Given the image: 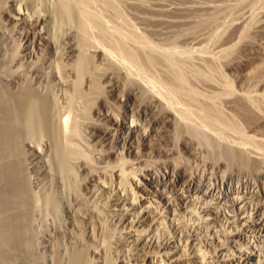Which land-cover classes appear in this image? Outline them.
Here are the masks:
<instances>
[{"label":"bare ground","instance_id":"1","mask_svg":"<svg viewBox=\"0 0 264 264\" xmlns=\"http://www.w3.org/2000/svg\"><path fill=\"white\" fill-rule=\"evenodd\" d=\"M88 11L71 0H0V264H37L42 252L50 264H186L184 235L194 264H261L264 134L253 148L244 145L249 139L230 144L231 139L190 131L197 123L191 127L186 108L197 102L204 114L217 111V98L224 97L231 109L255 112L264 93L235 96L228 84L210 93L217 104L198 102V87L187 83L183 65L190 61L175 50L156 54L116 41L106 46L98 16L91 15L97 41L89 37ZM240 25L239 34L245 31ZM187 32L176 30L169 38L174 42ZM139 58V72L123 71L122 64H138ZM200 69L194 76L206 81ZM50 86L61 92L51 96ZM177 95L188 100L184 109ZM257 113L264 119V109ZM223 114L214 116L225 121ZM159 127L167 133L156 136ZM184 128L189 138L181 145L190 158H203L200 174L177 161ZM188 131L205 154L191 146ZM220 160L227 161L225 169ZM47 180L55 186L42 199L32 187ZM109 192L113 198L100 204ZM89 199L97 207H79ZM220 217L224 232L214 225ZM186 218L200 224V237ZM197 242L216 259L207 262Z\"/></svg>","mask_w":264,"mask_h":264},{"label":"rangeland","instance_id":"2","mask_svg":"<svg viewBox=\"0 0 264 264\" xmlns=\"http://www.w3.org/2000/svg\"><path fill=\"white\" fill-rule=\"evenodd\" d=\"M71 2L74 3V5L77 8L79 9L86 8L87 11L89 10L91 12L89 13L88 11L91 18L88 17L86 19V22H87V25L89 26L88 27L89 37L95 40L97 37L98 27L96 26V24H94L93 22L94 19H92L93 16L91 15H94V17L98 16L97 18H100V19L96 18V20H100L104 25V30L107 34V37L105 41L101 39L102 40L101 43L106 46H110V45L114 46L112 43L116 41L115 43H121L124 46L127 45L131 47V49H135L136 46L142 47L140 49H143L144 52H148V50L152 51L153 49L154 51L152 52L156 54L157 52L158 54L159 53L162 54V52H165V50L167 51L175 50V52H177L175 54L180 59L184 60L185 62L190 61V63L189 62L187 63V66L185 65L186 63L184 62H183V65H184V68L187 67L185 68V70L187 69L186 71L188 73L187 74L185 72V75H187L186 76L187 83H191L190 87H193L195 89L196 87H198L196 91L197 93H199L198 102L202 100L204 101H211V100L215 101L216 100L214 104H217L218 100L221 101L219 103L220 106L217 104V108H219L217 111L213 110V111H210L204 114V112L202 113V110L199 109L197 102L195 103L189 102L191 105L190 104L188 105V100L187 101L183 100L185 99L184 96H181V95L175 96L174 98H177V99L180 97L178 100L177 99L175 100L177 102H180L178 103V105L179 106L182 105L183 109L186 106L185 104H187L188 106H191L189 108H186L188 111H186L185 109V111L188 112V114L186 115L185 113V115L190 118L189 119L187 117L186 119H188V122L193 121L192 122L193 124L189 122L191 127L192 126L195 127L196 123H197V126L195 128L190 127L191 128L190 131H194L197 128L196 129L197 131L199 130V131L206 132L209 134V136L210 134L212 136L215 134L213 137L211 136L212 138L218 137L217 139H219L220 137H222L219 140H223L224 142H227L228 140L231 139L229 141L230 144L236 143V141H237V144H239L240 142L245 143L244 141H247L249 139L250 140L248 141L249 143L247 142L244 145L249 146L250 144V146H252L253 148L255 147L253 146V144L255 145L259 142L257 141L256 143L257 137L259 136L258 140L260 137L261 138L263 137L260 135V133L262 132V134H264L263 133L264 132V121H263L264 119H261L260 117L262 115L257 113L264 109L263 107L264 104H262L261 101L259 102L256 101L258 105L256 106L255 112L249 109H246V108L244 110L240 109L241 110L240 111L238 109L235 110V109L229 108L227 106V103H225L226 101L224 100L226 98L224 97L220 99L217 98L218 99L217 100V99H214V96L211 97L213 94L211 95L210 93H214L213 90L214 91L223 90L221 88H226L228 84L233 85L231 86H232V89L234 90L233 94H235V96L237 95V93H241L244 91L247 94H250V93L253 94L256 92L264 93V0H71ZM193 7H194V10H193ZM195 7H197L198 10ZM206 18L209 19L208 21L209 25L206 23L208 26L207 28H205L206 24L204 25L202 24L200 25V27H197V28L194 27V25L197 22L202 21ZM91 19L93 21H91ZM237 24L238 25L241 24L244 26L245 31L243 33L239 34L240 32L238 33L236 31L235 27L238 26ZM181 29H184V31L186 32L188 31V32L184 34L183 37H181L179 40H175V41L173 40L174 42H172V40L170 39L172 38L171 34L174 33L176 30H181ZM145 48H148V49L145 51ZM224 49H226L225 50L226 52L224 51ZM115 53L118 57H120L119 54L123 55V52L121 50H116ZM49 57H51L50 54H49ZM138 60L140 62L138 64L132 63L129 61H128L129 65L127 63L122 64L123 71L128 72L131 70L129 73H133V74L139 72V68H138L139 64H142L143 62L141 61L142 60L141 58H139ZM189 64H191L192 67L189 66ZM126 66H127V70H125ZM188 66L192 70H189L190 68ZM151 68H152L151 69L152 71L154 72L157 71L155 70L154 67H151ZM200 68L204 72L206 81L210 78L209 81L206 82L204 79H200L194 76L195 75L194 70L200 69ZM147 72L145 71L144 75L148 76ZM155 75L156 77H161L162 79L161 81H164L163 79L164 77L161 76V72L160 73L158 72V74L156 72ZM195 80L197 81L195 82ZM214 80L215 82L213 83ZM40 87L42 88L41 85ZM217 87L218 89H214ZM49 88H50V91H49L50 93L51 91L54 92V93L53 92L51 93L52 95L49 93L53 97H56V95L61 90L53 86H52L53 90L51 86ZM42 90H45V89L42 88ZM198 91L202 93L200 94V92ZM203 93L205 94V96L207 94H210V96L207 95L206 96L207 99H206L205 96H202ZM47 94H48V91H47ZM183 105L185 106L183 107ZM259 105L260 106L262 105V106L259 107ZM219 113L227 114V115L223 114L225 116L224 117L225 121H219L218 119L216 120L215 116ZM209 114H210L211 119L210 117L206 118V116H209ZM260 119L262 122L260 121ZM185 121L187 122V120ZM236 124H238L239 126ZM160 128L161 127L156 128L154 130L156 131L157 129H159L158 131H156L157 134L156 132H154L156 136L161 135V134L163 135L164 131L165 133H167L166 130L162 128L160 129ZM207 128L210 130V132H208L209 130ZM196 130L194 132H196ZM182 132L184 134H180L181 137L179 138L181 140L179 142L180 144L178 145L180 149V153H182V155L179 153L180 160L177 159V161H179V163H181L182 166H186V170L189 173H194V175H196L197 173L200 174V170L201 171L203 170V160H202L203 158L200 159V156L196 158L194 156L193 157L191 156L190 158L189 153L186 152L185 147L182 146L185 144L183 140L184 139L186 140V138L189 135L187 131L185 130V128L182 130ZM191 133L189 132L190 135ZM244 133L246 134V137ZM220 135H223L224 137ZM239 135L241 137H239ZM191 136L193 137V139L191 140L193 144L191 143V146L196 148V151H199L198 155H201L203 153L205 154L206 147L205 148L201 147L202 145L199 143V140L197 141V136H194V135H191ZM250 136H254L256 138L255 139H253V137L249 138ZM223 138L224 139L226 138L228 140L226 141V139L224 140ZM233 139L236 141L233 142L234 141ZM181 141L183 144L181 143ZM201 151L203 152L201 153ZM177 156L178 155H175V157ZM182 158L185 160H183ZM188 158L191 159L190 162ZM194 158L195 159L199 158L198 159L199 161L195 160ZM208 160H211V159H208ZM220 162H221V166L223 165L225 169L226 165L224 164H226L227 161L222 162V160H220ZM200 166L202 169L200 168ZM150 167L155 169L151 165ZM232 167L237 168V166H234V165ZM137 177H139V175H137ZM130 181L132 180L130 179ZM45 182L46 183H44L43 181H39L38 185H35L36 187L35 186L32 187L34 189L33 191L35 193L38 192L39 194L38 193L37 194L40 195L39 197L41 198L49 195V193L52 192L53 186H55L53 185L54 182L52 181H51L52 184H50L51 183L50 180H47ZM135 190H138V188H135ZM113 195H114L113 192L105 193L101 196L102 201L99 199L97 201L100 204H108V201L111 198H113ZM78 205L79 207H82V209H87V205H89L90 208L97 207L95 205V202H93L92 199H89L88 201L86 200L84 203H80ZM219 219L220 220L217 221V223L214 225L216 226L219 232H224L225 231L224 230V220L222 217H220ZM108 220H109V217H106L105 222H107ZM186 222L189 226L192 224L195 225L196 227L195 231L198 232V236L200 237L201 236L199 234L200 224L195 219L189 222L186 218ZM108 226L112 227L110 224ZM168 229L170 228L168 227ZM184 236L186 238L183 240L184 245L186 247V251L183 257L186 258L185 260L186 264H194L193 261L195 260V254H193V250L190 247V243H186L188 236L186 235ZM258 238L259 237H255L253 239L256 240L257 243H260ZM196 247L206 250L207 252L206 261L207 262L211 259H216V257L214 256V253L210 249L203 247L200 242H197ZM39 255L40 256L38 258L40 260L39 259L37 260V264H50L49 262H47L48 261L47 255L45 253L42 252ZM113 255H114V251H113ZM260 258H261V264H264V250L260 253ZM39 261H41L42 263Z\"/></svg>","mask_w":264,"mask_h":264}]
</instances>
